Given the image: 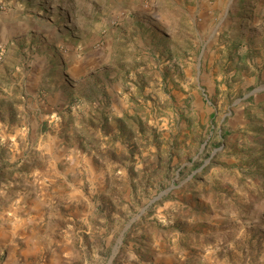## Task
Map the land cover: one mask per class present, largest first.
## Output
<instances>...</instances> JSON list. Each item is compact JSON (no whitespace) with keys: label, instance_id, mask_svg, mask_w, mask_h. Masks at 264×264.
I'll use <instances>...</instances> for the list:
<instances>
[{"label":"rangeland","instance_id":"374dc122","mask_svg":"<svg viewBox=\"0 0 264 264\" xmlns=\"http://www.w3.org/2000/svg\"><path fill=\"white\" fill-rule=\"evenodd\" d=\"M0 26V264H264V0H0Z\"/></svg>","mask_w":264,"mask_h":264},{"label":"crops","instance_id":"0c3cea01","mask_svg":"<svg viewBox=\"0 0 264 264\" xmlns=\"http://www.w3.org/2000/svg\"><path fill=\"white\" fill-rule=\"evenodd\" d=\"M0 28H1V26H0ZM107 56H105V55H101V56H99V57H97V58H93V60H89L90 62H88V63H85L86 62V60H85V62H79L78 63V65H73V67H72V70L73 71H75V70H79L78 71V73L79 74H81L82 75V73H83V77L85 78L86 77V74L85 73H87L88 72V67H87V65H92V66H98L100 63H103L104 61H105V57H110V54L108 53V54H106ZM37 68H32L29 72H30V74L32 75V71H33V74H34V77L32 78H29L28 80H31V81H34V82H37L39 79H41V75H39V74H36L35 72H34V70H36ZM40 73H43L44 72V66H42L41 68H40ZM39 76L38 78L36 77V76ZM29 77H30V75H29ZM68 78H67V80L70 82L71 80L70 79H73V77L71 76V74H69V76H67ZM84 78H82V77H80V79L79 80H83ZM75 79V78H74ZM29 85H31L30 87H31V90H33L34 88H36V86H37V84H35V83H29ZM60 98V97H59ZM87 111V110H86ZM99 111H97V113H98ZM99 114V113H98ZM109 120L107 121V123H110V121H111V119H112V117H109L108 118ZM95 121H98V118H96L95 119ZM103 121H105V120H103ZM103 121H102V123H103ZM99 123V122H98ZM98 123H96L94 126L92 125V126H90V124L89 123H87L88 124V126L86 127V130L87 131H92V132H97V134H96V137H100V138H103V135H102V132H103V134L105 135V137H109L110 135H111V133H112V131L108 128V127H102V125L100 124V125H97Z\"/></svg>","mask_w":264,"mask_h":264},{"label":"trees","instance_id":"16d2710c","mask_svg":"<svg viewBox=\"0 0 264 264\" xmlns=\"http://www.w3.org/2000/svg\"><path fill=\"white\" fill-rule=\"evenodd\" d=\"M263 146H264V139H263ZM264 150V149H263ZM261 155H263L259 160L255 161L252 166H250L249 169H253L249 172V178L248 179H259L261 183L256 186L257 189V195L261 200H264V164L262 162L264 161V151H261ZM249 171V170H248Z\"/></svg>","mask_w":264,"mask_h":264},{"label":"built area","instance_id":"2783aa9c","mask_svg":"<svg viewBox=\"0 0 264 264\" xmlns=\"http://www.w3.org/2000/svg\"><path fill=\"white\" fill-rule=\"evenodd\" d=\"M4 51L0 48V56H2Z\"/></svg>","mask_w":264,"mask_h":264}]
</instances>
